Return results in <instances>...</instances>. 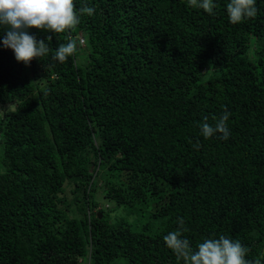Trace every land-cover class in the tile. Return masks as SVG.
Returning a JSON list of instances; mask_svg holds the SVG:
<instances>
[{"label": "trees", "instance_id": "obj_1", "mask_svg": "<svg viewBox=\"0 0 264 264\" xmlns=\"http://www.w3.org/2000/svg\"><path fill=\"white\" fill-rule=\"evenodd\" d=\"M74 2L94 15L68 33L30 29L53 39L29 65L0 28V264H177L163 236L178 217L193 249L225 235L264 257V0L238 24L229 0L212 15L187 0ZM67 35L76 53L53 60ZM224 106L229 139H204ZM103 177L129 215L153 200L141 230L99 208Z\"/></svg>", "mask_w": 264, "mask_h": 264}, {"label": "clouds", "instance_id": "obj_2", "mask_svg": "<svg viewBox=\"0 0 264 264\" xmlns=\"http://www.w3.org/2000/svg\"><path fill=\"white\" fill-rule=\"evenodd\" d=\"M187 6L202 9L209 15L214 14L217 4L214 0H187ZM229 22L238 24L246 19L256 17L258 9L256 0H229L226 5ZM95 9L81 4L77 9L74 0H0V28L3 29L2 45L11 49L17 62L29 65L33 59L48 56L53 37L37 40L30 34V29L48 33H68L81 22V16H92ZM81 39H83L80 36ZM66 43H60L54 50L52 59L61 63L77 51L78 41L71 35L65 37ZM83 44V41H79ZM231 113L227 106L219 118L213 117L214 125L207 123V117L199 125L200 135L209 139L219 134V139H229L231 133L228 120ZM195 149L201 147L200 140L193 144ZM177 227L163 236L164 243L175 255L177 264H262L264 257L246 259L249 249L239 240L225 235L206 237L193 249L191 242L184 236L188 231L183 217L177 218Z\"/></svg>", "mask_w": 264, "mask_h": 264}, {"label": "rangeland", "instance_id": "obj_3", "mask_svg": "<svg viewBox=\"0 0 264 264\" xmlns=\"http://www.w3.org/2000/svg\"><path fill=\"white\" fill-rule=\"evenodd\" d=\"M108 178L103 177V178H98V186L96 187V192L94 193V200L95 202L98 203L99 208L104 211H109V221L110 223H115L122 218L126 219L130 223L133 224V227L141 230L142 227L146 224L148 220L151 219V213L156 211V206L153 200H149L148 203L146 204H138L135 207L140 208L143 212L140 214H135V215H129L126 210L123 207L116 208V201L113 199L108 200L104 198V186L107 183ZM76 189L75 183L72 182V184L66 185V190H65V197L68 200V202L72 206V213H70V216L80 218V215L77 214L75 211V207L73 204V199L77 195H82V190H77L78 192H74ZM114 264H128L125 259H118L114 262Z\"/></svg>", "mask_w": 264, "mask_h": 264}, {"label": "built area", "instance_id": "obj_4", "mask_svg": "<svg viewBox=\"0 0 264 264\" xmlns=\"http://www.w3.org/2000/svg\"><path fill=\"white\" fill-rule=\"evenodd\" d=\"M81 40L83 41V39L80 38V41H81Z\"/></svg>", "mask_w": 264, "mask_h": 264}, {"label": "water", "instance_id": "obj_5", "mask_svg": "<svg viewBox=\"0 0 264 264\" xmlns=\"http://www.w3.org/2000/svg\"><path fill=\"white\" fill-rule=\"evenodd\" d=\"M99 218H101V215L99 216Z\"/></svg>", "mask_w": 264, "mask_h": 264}]
</instances>
